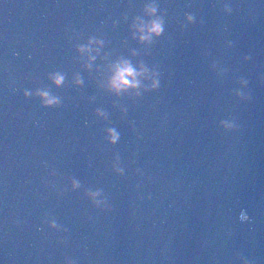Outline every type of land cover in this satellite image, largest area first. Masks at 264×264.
<instances>
[{
	"label": "water",
	"instance_id": "water-1",
	"mask_svg": "<svg viewBox=\"0 0 264 264\" xmlns=\"http://www.w3.org/2000/svg\"><path fill=\"white\" fill-rule=\"evenodd\" d=\"M0 264H264V0H0Z\"/></svg>",
	"mask_w": 264,
	"mask_h": 264
},
{
	"label": "clouds",
	"instance_id": "clouds-1",
	"mask_svg": "<svg viewBox=\"0 0 264 264\" xmlns=\"http://www.w3.org/2000/svg\"><path fill=\"white\" fill-rule=\"evenodd\" d=\"M149 31L159 35L163 31V29H162L161 24L156 22L152 24ZM141 39L145 40V39H148V37L144 36V37H141ZM135 75L136 73L134 72L131 66L126 64L125 66L120 67L118 68L116 75L113 79V82H112L113 86L117 89H120L122 87H127V86L135 87L136 86L135 80H132L130 82L128 79V77H134ZM57 83H60V80H57ZM49 103H51V101H49Z\"/></svg>",
	"mask_w": 264,
	"mask_h": 264
}]
</instances>
